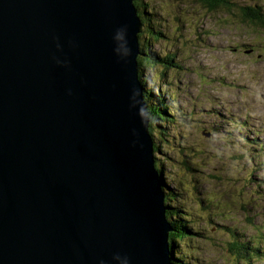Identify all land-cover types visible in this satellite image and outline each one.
Returning a JSON list of instances; mask_svg holds the SVG:
<instances>
[{
  "label": "water",
  "instance_id": "1",
  "mask_svg": "<svg viewBox=\"0 0 264 264\" xmlns=\"http://www.w3.org/2000/svg\"><path fill=\"white\" fill-rule=\"evenodd\" d=\"M141 24L133 0H0V264H172Z\"/></svg>",
  "mask_w": 264,
  "mask_h": 264
},
{
  "label": "rangeland",
  "instance_id": "2",
  "mask_svg": "<svg viewBox=\"0 0 264 264\" xmlns=\"http://www.w3.org/2000/svg\"><path fill=\"white\" fill-rule=\"evenodd\" d=\"M142 1L162 32L151 49L174 54L182 66L156 71L146 65L142 72L148 86L173 94L188 117L168 127L172 138L155 153L195 220L192 255L182 258L185 264H236L225 231L234 228L240 240L259 248L250 264H264V150L251 149L253 159L243 155V137L264 143V27L238 12L240 5L264 10V0H233L232 9L214 11L198 0Z\"/></svg>",
  "mask_w": 264,
  "mask_h": 264
},
{
  "label": "trees",
  "instance_id": "3",
  "mask_svg": "<svg viewBox=\"0 0 264 264\" xmlns=\"http://www.w3.org/2000/svg\"><path fill=\"white\" fill-rule=\"evenodd\" d=\"M203 7L210 11L218 9L230 10L236 5L233 0H198ZM138 14L141 18L142 25L140 29L139 45L140 54L137 57L139 64V77L144 85V99L148 104V111L150 113L151 119V133L154 138V152L160 151V143H167L172 138L171 132L168 131V127L172 125L181 126L183 122L188 118L185 112L179 108L175 96L169 92H165V89L154 90L152 86H148L145 83V78L142 76V72L146 69V65L152 68L170 69V67H176L182 69L181 64L176 63L174 54L165 53L159 54L155 50L151 49L150 42L153 40L157 41L159 36H162L161 30H159L158 22L153 17V12H147L148 4L144 3L142 0H133ZM150 9V8H149ZM238 12L241 18L244 20L248 19L254 25L258 24L264 27V10L260 4L255 5H240L238 7ZM161 77V74H159ZM150 87V88H149ZM230 136L231 134L228 133ZM244 146L247 149V154H243L249 159H253V155L249 154L251 149L254 147L259 150H264V143L262 140L258 139H247L243 137ZM248 143V144H247ZM244 150V149H243ZM179 152L183 153V151ZM188 155V154H187ZM190 155V154H189ZM240 155V154H239ZM249 155V156H248ZM187 156H184V158ZM156 158V167L161 174V179L163 182V188L165 192V202L167 206L166 216L171 224L172 230L169 232V246L171 251V262L172 264H185L182 257L192 255L193 250L190 249V243L193 239V235L197 232L194 230L195 225L193 223L195 220L192 218V209L189 206H184L183 193L180 195L177 188L170 187L166 182V177L169 175L170 171L163 167L162 162ZM182 164H187V161L182 159ZM189 169H193L188 166ZM187 168V169H188ZM178 186L181 190H186L183 182L178 181ZM176 184V185H177ZM203 203L200 200L199 205ZM203 205V204H202ZM225 231L229 235L228 240V250L235 256L236 264H250L253 257L258 256L259 248L256 246H248V241H242L239 237L242 235L236 231L234 228H226ZM176 251L179 254L176 256Z\"/></svg>",
  "mask_w": 264,
  "mask_h": 264
},
{
  "label": "clouds",
  "instance_id": "4",
  "mask_svg": "<svg viewBox=\"0 0 264 264\" xmlns=\"http://www.w3.org/2000/svg\"><path fill=\"white\" fill-rule=\"evenodd\" d=\"M111 40L113 42V51L117 55L118 59H124L131 55V48L128 42V27L126 24H121L115 27L111 34ZM56 59V58H54ZM56 63H64L66 64L67 61H61L56 59ZM113 260L117 262V264H129L128 256L121 255L119 253L113 254ZM99 264H104L103 260L99 261Z\"/></svg>",
  "mask_w": 264,
  "mask_h": 264
}]
</instances>
